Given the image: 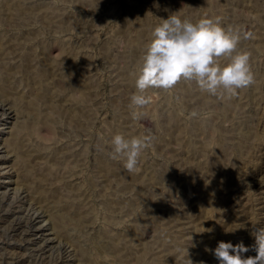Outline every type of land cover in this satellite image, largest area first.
Listing matches in <instances>:
<instances>
[{
    "label": "rangeland",
    "instance_id": "obj_1",
    "mask_svg": "<svg viewBox=\"0 0 264 264\" xmlns=\"http://www.w3.org/2000/svg\"><path fill=\"white\" fill-rule=\"evenodd\" d=\"M24 1L0 0L6 9L5 13L0 7V41L15 46L21 58L0 56V77L10 66L12 71L18 63L29 62L33 71L13 69V77L19 91L36 92L35 110L25 111L27 117L6 113L11 111L10 102L0 109V264H189L187 258L192 264H219L202 237L210 238L213 250L221 241L254 245L253 232L264 228V209L254 204L264 202V185L259 184L264 177V0ZM20 5L26 10L16 17ZM172 14L194 23L204 16H219L223 25L250 32L251 38L242 40L239 48L251 52L255 83L231 99L202 93L194 82H180L170 92L150 90L152 101L143 109L145 115L133 120L129 104L136 91L135 73L154 27ZM35 96L42 98L36 101ZM193 110L200 116L191 118ZM44 121L53 133L42 132L41 138L38 131ZM16 122L31 125L24 143L29 140L26 145L41 155L35 161L6 148ZM117 133L154 137L134 172L126 171L123 158H109L110 141ZM49 178L66 196L50 204L75 222L68 221L71 239L55 233L45 202H35L39 191L31 188L49 183ZM41 196L49 198L45 189ZM79 205L91 210L92 220L78 224L73 211ZM246 210L248 221L239 220ZM36 217L30 233L13 230L19 221L29 228L27 220ZM35 227L41 229L37 234ZM82 254L90 258L86 261Z\"/></svg>",
    "mask_w": 264,
    "mask_h": 264
},
{
    "label": "clouds",
    "instance_id": "obj_2",
    "mask_svg": "<svg viewBox=\"0 0 264 264\" xmlns=\"http://www.w3.org/2000/svg\"><path fill=\"white\" fill-rule=\"evenodd\" d=\"M252 34L239 26L223 25L219 16H204L195 23L178 14L160 19L152 33L135 73L136 91L130 97L129 108L133 120L145 115L143 109L152 97L150 90L172 91L180 82H194L202 93L219 99H231L239 91L255 83L251 66V52L240 49L242 40ZM191 118L200 113L193 110ZM154 137L142 134L127 137L117 133L111 138L109 158H123L128 172L138 169L143 154L153 144ZM255 256H243L250 249L243 243L218 242L211 251L219 264H264V228L253 232ZM189 264L192 261L188 259Z\"/></svg>",
    "mask_w": 264,
    "mask_h": 264
},
{
    "label": "bare ground",
    "instance_id": "obj_3",
    "mask_svg": "<svg viewBox=\"0 0 264 264\" xmlns=\"http://www.w3.org/2000/svg\"><path fill=\"white\" fill-rule=\"evenodd\" d=\"M24 2H26V0L24 1ZM23 2V3H24ZM26 5V4H25ZM15 6H16V4H15ZM21 6V9L19 8V7H17L18 8V10L19 11H15V16L18 14V13H21V12H24L25 10H24V8L22 7L23 5H20ZM0 7L1 8H3L2 7V4H0ZM10 7H12V6H10ZM33 7V6H32ZM9 8V7H8ZM15 8V7H14ZM22 8H23V10L24 11H21L22 10ZM3 9H5V7L3 8ZM10 9H12V10H14L13 8H10ZM12 10H10V11H12ZM17 10V9H16ZM21 11V12H20ZM0 12H1V10H0ZM4 12L6 13V9L4 10ZM9 12V11H8ZM14 12V11H13ZM13 12L11 13L13 16H14V14H13ZM34 12V11H33ZM4 13V14H5ZM9 13V14H10ZM25 13V12H24ZM29 13H30V11H29ZM44 13V12H43ZM3 14V13H2ZM8 14V13H7ZM7 14H5L6 16H7ZM11 14H10V16H11ZM45 14V13H44ZM63 14V13H62ZM19 15V14H18ZM31 15V14H30ZM59 15H61V14H59ZM9 16V17H10ZM62 16V15H61ZM17 17V16H16ZM46 17V16H45ZM56 17V16H55ZM12 18H14V17H11V20H12ZM49 18V17H48ZM59 18H60V16H59ZM28 19V18H27ZM53 19V18H52ZM58 19V18H57ZM64 19V18H63ZM63 19H61V21L63 20ZM9 20V19H8ZM14 20V19H13ZM44 20V19H43ZM4 21V20H3ZM58 22H59V20H57ZM53 23V22H52ZM56 23V22H55ZM62 24V23H61ZM51 25V24H50ZM57 26V25H56ZM20 27V26H19ZM61 28V27H60ZM59 28V29H60ZM64 29V28H63ZM12 40V39H11ZM8 41V40H7ZM10 41V40H9ZM5 43H7L6 41L4 42V40H2V41H0V56H1V58H7V57H9V58H11V59H21L20 57H19V53H18V49H16V47L15 46H13L12 44H5ZM14 45H16V43L14 44ZM18 48H19V46H18ZM62 55V54H61ZM17 57H19V58H17ZM24 59V58H23ZM21 63V62H20ZM18 63L15 67H12V71H14L13 69H15L16 71H18L19 69L22 71V72H31V71H33V70H31L30 69V65H29V62H25V63ZM49 63V62H48ZM72 63H74V62H72ZM76 63V62H75ZM53 66V65H52ZM76 66V65H75ZM5 67V66H4ZM61 67V66H60ZM11 66L9 67V69H7V66H6V69L8 70V74L7 75H5V76H1L0 77V96L2 95L4 98H2L1 99V101H2V103H0V109L2 108V109H4V106H5V104H4V102L6 103L7 102V104L10 102L11 103V106H9V110L11 109V111H9V112H6V113H8V114H15V116H17L16 118H18V117H22L23 118V116H25V111H27V110H29V109H33V102H34V100H33V97H32V95L34 96V94H36V92L34 93V90H33V88H32V90H33V92H31L32 93V95L31 94H29V93H25L24 91H19L18 89H19V86H20V84L19 85H17L18 84V82H17V79L15 78V77H13V75H14V73L11 71ZM41 68V67H40ZM48 68V67H47ZM53 68V67H52ZM76 68V67H75ZM5 69V70H6ZM55 69V68H54ZM48 70V69H47ZM51 70V69H50ZM12 72V73H11ZM48 72H49V70H48ZM7 73V72H6ZM45 73L47 74V72H46V70H45ZM3 74V73H2ZM25 74V73H24ZM45 74V75H46ZM48 74H51V73H48ZM27 75V74H26ZM26 75H25V77H26ZM16 76V75H15ZM21 76H23V75H21ZM28 77V76H27ZM33 77V76H32ZM38 77V76H37ZM31 78V77H30ZM33 79H37V78H34L33 77ZM23 79L21 78V80L20 81H22ZM27 82L29 83V84H31L32 83V81H31V79H28L27 78ZM39 80V79H38ZM25 82H26V79H25ZM27 83V84H28ZM26 84V83H25ZM39 84V83H38ZM79 85V84H78ZM18 86V87H17ZM28 86V85H27ZM32 86H33V83H32ZM79 88H81V87H79ZM28 89H29V86H28ZM45 89V88H44ZM42 90V89H41ZM43 91V90H42ZM77 91H78V89H77ZM80 91V90H79ZM30 92V91H29ZM41 91H39V94H41L40 93ZM54 92V91H53ZM81 92V91H80ZM34 93V94H33ZM43 93H45V92H43ZM82 93V92H81ZM50 94V93H49ZM45 95V94H44ZM51 95V94H50ZM81 95V94H80ZM42 96V95H41ZM47 96V95H46ZM51 96H55L54 95V93H53V95H51ZM77 96V95H76ZM32 97V98H31ZM36 97V101H37V99L38 100H40L39 98H42V97H37V96H35ZM50 97V96H49ZM79 97V96H78ZM1 98V97H0ZM43 98H44V96H43ZM48 98V97H47ZM52 98V97H51ZM45 99V98H44ZM78 99V98H77ZM42 100V99H41ZM52 100H54V99H52ZM35 101V102H36ZM67 101V100H66ZM41 102V101H40ZM61 102V101H60ZM37 104V103H36ZM49 104V103H48ZM62 105V104H61ZM39 106V105H38ZM34 107H36V106H34ZM40 107V106H39ZM37 108V107H36ZM53 108V107H52ZM59 108V107H58ZM1 109V110H2ZM49 109V108H48ZM64 109H65V107H64ZM0 110V111H1ZM33 110H35V109H33ZM50 110H51V108H50ZM61 109H59V111H60ZM31 111V110H30ZM58 111V110H57ZM64 111V110H63ZM4 112H5V110H4ZM3 112V113H4ZM13 112V113H12ZM39 112V111H38ZM44 112V111H43ZM42 112V113H43ZM27 113V112H26ZM62 113V112H61ZM33 114V113H32ZM59 114V113H58ZM27 115V114H26ZM37 115V114H36ZM39 115H40V113H39ZM48 115V114H47ZM9 117V116H8ZM13 117V116H12ZM25 117H27V116H25ZM29 117V116H28ZM37 117V116H36ZM21 118V119H22ZM46 118V117H45ZM27 119V118H26ZM30 119V118H29ZM37 119V118H36ZM43 119V118H42ZM42 119H41V122H42ZM47 119V118H46ZM33 120V119H32ZM43 120H45V119H43ZM50 118H49V122H50ZM24 121V120H23ZM22 121V122H23ZM48 120H46V122H47ZM25 122V121H24ZM33 122V121H32ZM38 122V121H37ZM48 122V123H49ZM54 122V121H53ZM52 122V123H53ZM14 123V122H13ZM16 123H18V122H16ZM26 123V122H25ZM25 123H18V125H16V127L11 131V135H10V138H9V140H7L8 142L6 143V145L8 146H6V148L10 151V150H12V151H16V152H23L25 155L27 154L28 155V157L30 156V158H28V159H32L33 161H35L36 159H38V158H40L41 157V155H39V154H37V153H33L32 152V146H27L26 144L28 143V141H27V143H24V140H27V135H26V133H27V131H28V129H30L29 127L31 126L30 124H25ZM34 123V122H33ZM48 123H46L45 124V121H44V124H42V126L39 128V133H53V131H51V132H49V127L51 126L50 124H48ZM38 124H39V122H38ZM38 124H35V125H33V128H36V127H34V126H37ZM28 125H30V126H28ZM41 125V124H40ZM50 125V126H49ZM33 128H31L32 130H33ZM36 130V129H35ZM34 130V131H35ZM30 133V132H29ZM33 133L34 132H32V135H33ZM39 134V135H42L41 136V138H43V137H45V135L44 134ZM28 134V133H27ZM35 134H36V132H35ZM34 134V135H35ZM49 136H50V134H49ZM26 137V138H25ZM51 137H52V135H51ZM51 137H49V139H52ZM34 138V137H33ZM38 138V137H37ZM40 138V139H41ZM48 138V137H47ZM8 139V138H7ZM44 139H46V138H44ZM35 141V140H34ZM30 142V141H29ZM45 145V144H44ZM41 146H43V145H41ZM48 146H50V145H48ZM31 147V148H30ZM60 147H61V145H60ZM42 149H43V147H42ZM46 149V148H45ZM74 149V148H73ZM41 150V149H40ZM33 151H35V150H33ZM70 151V150H69ZM35 152H37V150L35 151ZM62 152V151H61ZM38 153H40V152H38ZM60 153V152H59ZM65 153V152H64ZM75 153V152H74ZM73 153V154H74ZM15 154V153H14ZM17 154V153H16ZM19 154V153H18ZM63 154V153H62ZM69 154V153H68ZM67 154V155H68ZM59 155V154H58ZM60 155H61V153H60ZM63 155H65V154H63ZM62 155V156H63ZM77 155V154H76ZM79 155V154H78ZM44 156V155H43ZM49 156V155H48ZM56 156V155H55ZM54 156V157H55ZM66 156V155H65ZM57 157V156H56ZM55 157V158H56ZM61 157V156H60ZM75 157H77V156H75ZM239 157V156H238ZM17 158V157H16ZM26 159V158H25ZM42 159V158H41ZM41 159H40V161H41ZM45 159V158H44ZM52 159H54V158H52ZM58 159H60L59 157H57V160ZM61 159H64L63 157L61 158ZM55 160V159H54ZM74 160V159H73ZM80 160V159H79ZM43 161V160H42ZM61 161V160H60ZM59 161V162H60ZM67 161V160H66ZM69 161V160H68ZM241 161V160H240ZM23 162V161H22ZM26 162V161H25ZM30 162H32V161H30ZM56 162V161H55ZM245 162V161H244ZM24 163V162H23ZM28 163V162H27ZM246 163V162H245ZM61 165V164H60ZM64 165V164H63ZM68 165V164H67ZM36 166V165H35ZM69 169V168H68ZM100 169V168H99ZM110 169V168H109ZM121 169V168H120ZM21 170V169H20ZM34 170V169H33ZM123 170V169H122ZM16 171V170H15ZM62 171V170H61ZM127 171V170H126ZM15 173V172H14ZM95 173V172H94ZM124 173H126V172H124ZM129 173V172H128ZM97 174V173H96ZM118 174V173H117ZM62 175V174H61ZM114 175H116V174H114ZM37 176V175H36ZM64 176V175H63ZM62 176V177H63ZM126 176H128V175H126ZM138 176V175H137ZM261 176V175H260ZM68 177V176H67ZM115 177V176H114ZM117 177V176H116ZM124 177V176H123ZM131 177H132V175H131ZM55 178V177H54ZM60 178H61V176H60ZM128 178V177H127ZM126 178V179H127ZM57 179V178H56ZM58 179H59V176H58ZM57 179V181L59 182V180ZM64 180L66 179V177H64L63 178ZM62 179V180H63ZM122 179V178H121ZM134 179V178H133ZM48 180H50L49 181V183H45V184H49V185H43V186H37V184H35L37 187L36 188H31V189H33V190H35V189H37L36 191L38 192V195H37V197H36V200H35V202H45V206H47L45 209L48 211V216H49V218H51L52 220V224H54V226H55V228H56V230H55V233L56 232H58L59 234H61V235H63V237L64 236H68V237H70L69 236V230H68V228L69 227H71L75 222H72L71 221V218L69 219L70 221H71V223H72V225H70L69 226V224H71L70 222H68L67 221V219H65V217L67 216H63L64 214H62V213H60V212H58V209H57V207L56 206H54L53 207V205L52 204H50V202H53V201H64V198L66 197L65 196V194L64 193H62L61 191H60V189H59V187H58V185H57V182H55V181H53L51 178H49ZM47 179H46V181H48ZM62 180H60V181H62ZM128 180V179H127ZM126 180V181H127ZM142 180V179H141ZM43 181V183L45 182V180H42ZM41 181V182H42ZM67 181V180H66ZM122 181V180H121ZM144 181V180H143ZM24 182V181H23ZM22 182V183H23ZM27 182V181H26ZM65 182V181H64ZM68 182H69V180H68ZM67 182V184H69ZM130 182V181H129ZM128 182V183H129ZM137 182H139V181H137ZM34 183V182H33ZM125 183V182H124ZM142 183V182H141ZM140 183V184H141ZM150 183V182H149ZM226 183V182H225ZM73 184V183H72ZM148 184V183H147ZM151 184V183H150ZM258 184V183H257ZM261 186H263L264 185V177H263V179L261 178L260 179V183H259ZM22 185V184H21ZM124 185V184H123ZM137 185H139V184H137ZM212 185V184H211ZM221 185V184H220ZM259 185V186H260ZM20 186V185H19ZM26 186V185H25ZM66 186V185H65ZM69 186V185H68ZM71 186V185H70ZM125 186V185H124ZM33 187H35V186H33ZM39 187H42V188H44L47 192H48V196H49V198H43L41 195H42V193H43V191H44V189H41V190H39ZM210 187V186H209ZM26 188V187H25ZM72 188V186L70 187V189ZM208 188V187H207ZM30 189V188H29ZM142 189V188H141ZM152 189V188H151ZM73 190V189H72ZM143 190V189H142ZM147 190H148V188H147ZM158 190V189H157ZM64 191V190H63ZM75 191V190H74ZM153 191V190H152ZM139 192H140V190H139ZM17 193V192H16ZM29 193V192H28ZM73 193V192H72ZM79 193V192H78ZM77 193V194H78ZM144 193V192H143ZM159 193V192H158ZM83 194V193H82ZM152 194V193H151ZM160 194V193H159ZM138 195V194H137ZM65 196V197H64ZM68 196V195H67ZM71 196V195H70ZM79 197H80V194L78 195ZM87 196V195H86ZM110 196V195H109ZM145 196V195H144ZM262 196V195H261ZM35 196L33 195V197L32 198H34ZM69 197V196H68ZM77 197V196H76ZM79 197H77V198H79ZM239 197H240V195H239ZM257 197V196H256ZM71 198V197H70ZM89 198V197H88ZM108 198V197H107ZM140 198H142V197H140ZM49 199H51V200H49ZM118 199V198H117ZM158 199V198H157ZM209 199V198H208ZM1 200V199H0ZM4 200V199H3ZM32 200V199H31ZM121 200V199H120ZM142 200V199H141ZM161 200V199H160ZM66 201V200H65ZM110 201H112V200H110ZM243 201V200H242ZM34 202V201H33ZM66 202H68V200L66 201ZM74 202V201H73ZM81 202V201H80ZM121 202V201H120ZM70 203H72V202H70ZM77 203V202H76ZM183 203V202H182ZM235 203V202H234ZM254 203V202H253ZM41 204H43V203H41ZM61 204V203H60ZM63 204V203H62ZM60 205L61 207L60 208H63V210H64V207H63V205ZM73 204V203H72ZM72 204H71V206H72ZM88 204V203H87ZM86 204V205H87ZM116 204V203H115ZM184 204V203H183ZM187 204V203H186ZM244 204V203H243ZM248 204V203H247ZM255 205H256V207L258 208V209H261V210H263L264 209V202L263 201H260V202H257V203H254ZM253 204V205H254ZM263 204V205H262ZM65 205V204H64ZM77 205V204H76ZM233 205V204H232ZM37 206V205H36ZM44 206V207H45ZM75 206V205H74ZM79 206H81V208L80 207H78V206H76V208H75V210L74 209H72L70 206V209H72V210H74L73 211V215H74V217H75V220H77L78 221V224H81V223H84V222H88L89 220H92L91 219V216L90 215H92V214H90V211L91 210H89L88 208H86L85 210L84 209H82L83 207H86L85 205L82 207V205H79ZM114 206V205H113ZM121 206H122V204H121ZM67 207V206H66ZM73 207V206H72ZM238 207V206H237ZM247 207V206H246ZM251 207V206H250ZM255 207V208H256ZM1 208V207H0ZM198 208V207H197ZM244 208V207H243ZM252 208V207H251ZM67 209H68V207H67ZM111 209V208H110ZM112 209H114V207L112 208ZM191 209V208H190ZM242 209V208H241ZM66 210V209H65ZM69 210V209H68ZM183 210H184V208H183ZM254 210V209H253ZM84 211H88L89 213V215L86 213V212H84ZM181 211V210H180ZM189 211V210H188ZM239 211V210H238ZM242 211H245V209H243ZM256 211V210H255ZM254 211V212H255ZM3 212V211H2ZM152 212V211H151ZM182 212H184V211H182ZM235 212V211H234ZM237 212V211H236ZM252 212V211H251ZM46 213V212H45ZM190 213V212H189ZM246 213H247V210H246V212H243L242 214H240V215H238V218L240 217V216H243L241 219H239V220H245L246 219V217H248L247 215H246ZM67 214V213H66ZM179 214V213H178ZM186 214V213H185ZM185 214H184V216H185ZM260 214V213H259ZM143 215V214H142ZM244 215H246V217H244ZM39 216V215H38ZM37 216V217H38ZM72 216V215H71ZM188 216V215H187ZM37 217L36 218H34V219H32V218H29L28 220H27V222H29V228H27V229H25L26 227L25 226H27V225H25L26 223L24 222V221H19V222H15V223H17V224H15V225H13L12 226V228H13V230L14 231H19V230H21V232L22 231H24V233L26 234V233H30V231H32V227H33V230H34V221L37 219ZM68 217V216H67ZM66 217V218H67ZM145 217V216H144ZM237 217V216H236ZM172 218V217H171ZM182 218V217H181ZM235 218V217H234ZM109 219V218H108ZM152 219V218H151ZM160 219V218H159ZM170 219V218H169ZM185 219V218H184ZM231 219V218H230ZM39 220V219H38ZM94 220V219H93ZM111 220V219H110ZM141 220V219H140ZM149 220V219H148ZM174 220V219H173ZM192 220V219H191ZM200 220V219H199ZM235 220H236V218H235ZM137 221V220H136ZM150 221V220H149ZM161 221H162V219H161ZM169 221V220H168ZM180 221V220H179ZM193 221V220H192ZM238 221V220H237ZM246 222L248 221V220H245ZM250 221V220H249ZM251 221H252V218H251ZM135 222V221H134ZM189 222V221H188ZM235 222V221H234ZM255 222V221H254ZM33 223V224H32ZM90 223H91V221H90ZM144 223V222H143ZM153 223V222H152ZM164 223V222H163ZM173 223V222H172ZM171 223V224H172ZM187 223V222H186ZM77 224V225H78ZM102 224H104V223H102ZM146 224V223H145ZM168 224H170V222H168ZM167 224V225H168ZM190 224V223H189ZM197 224V223H196ZM232 224V223H231ZM235 224H237V223H235ZM238 224H241V223H238ZM40 225V224H39ZM83 225H86V224H83ZM88 225V224H87ZM165 225V224H164ZM230 225V224H229ZM38 226V225H37ZM53 226V227H54ZM76 226V225H75ZM79 226V225H78ZM78 226H76V227H78ZM117 226V225H116ZM161 226H163V225H161ZM172 226V225H171ZM182 226V225H181ZM184 226V225H183ZM194 226V225H193ZM237 226V225H236ZM240 226V225H239ZM238 226V227H239ZM261 226V225H260ZM74 227V226H73ZM72 227V228H73ZM76 227H74V228H76ZM81 227V226H80ZM85 227V226H84ZM164 227V226H163ZM179 227V226H178ZM178 227H177V229H178ZM198 227V226H197ZM11 228V229H12ZM175 228V227H174ZM237 228V227H236ZM243 228V227H242ZM54 229V228H53ZM70 229V228H69ZM93 229V228H92ZM135 229V228H134ZM133 229V230H134ZM159 229V228H158ZM171 229V228H170ZM182 229V228H181ZM35 230H37V232L35 233V234H37V233H39L40 231H41V229H39V228H36L35 227ZM90 230V229H89ZM103 230V229H102ZM130 230V229H129ZM169 230V229H168ZM191 230V229H190ZM195 230V229H194ZM111 231V230H110ZM164 231V230H163ZM197 231H199V230H197ZM244 231V230H243ZM79 232V231H78ZM88 232V231H87ZM97 232V231H96ZM130 232V231H129ZM16 233V232H15ZM113 233V232H112ZM117 233V232H116ZM160 233V232H159ZM179 233V232H178ZM177 233V234H178ZM194 233V232H193ZM133 234H135V233H133ZM138 234V233H137ZM167 234H168V231H167ZM167 234L165 235V237H167ZM172 234V233H171ZM176 234V233H175ZM205 234V233H204ZM204 234L202 235V236H204ZM86 235H87V233H86ZM112 235V234H111ZM115 235V234H114ZM119 235V234H118ZM163 235V234H162ZM181 235V234H180ZM184 235V234H183ZM198 235V234H197ZM200 235V234H199ZM27 236V235H26ZM57 236H58V234H57ZM78 236V235H77ZM82 236V235H81ZM131 236V234L129 233V235L127 236V237H130ZM133 236V235H132ZM168 236H169V234H168ZM174 236V235H173ZM173 236H172V238H173ZM177 236V235H176ZM228 236V235H227ZM242 236V235H241ZM59 237V236H58ZM101 237V236H100ZM121 237H122V235H121ZM135 237V236H134ZM171 237V236H170ZM169 237V238H170ZM180 237V236H179ZM183 237H185V236H183ZM187 237V236H186ZM200 237V236H199ZM60 238V237H59ZM86 238V237H85ZM105 238V237H104ZM188 238V237H187ZM20 239V238H19ZM55 239V238H54ZM64 239H66V238H64ZM68 239V238H67ZM70 239H71V237H70ZM118 239V238H117ZM127 239V238H126ZM125 239V240H126ZM162 239H164V238H162ZM190 239V238H189ZM52 240V239H51ZM75 240V239H74ZM111 240V239H110ZM109 240V241H110ZM182 240V239H181ZM180 240V241H181ZM1 241V240H0ZM54 241V240H53ZM68 241V240H67ZM166 241H167V239H166ZM172 241H174V240H172ZM175 241H176V239H175ZM196 241V240H195ZM200 241V239L198 240V242ZM250 241V240H249ZM69 242V241H68ZM156 242H157V239H156ZM170 242H171V239H170ZM170 242H169V244H170ZM186 242V241H185ZM188 242V241H187ZM186 242V243H187ZM201 242H203V245H205V248L206 249H209V247H210V249H211V246H210V242H211V240H210V238H206V236H204V237H202V241ZM85 243V242H84ZM129 243V242H128ZM158 243V242H157ZM162 243V242H161ZM175 243V242H174ZM176 243H178V242H176ZM200 243V242H199ZM247 243H249V242H247ZM252 243V242H251ZM80 244V243H79ZM171 244H172V242H171ZM183 244V243H182ZM54 245V244H53ZM57 245V244H56ZM142 245H144V243L142 244ZM146 245V244H145ZM152 245V244H151ZM150 245V246H151ZM160 245V244H159ZM166 245H167V243H166ZM177 245V244H176ZM175 245V246H176ZM180 245V244H179ZM191 245V244H190ZM193 245V244H192ZM235 245V244H234ZM88 246V245H87ZM102 246H104V245H102ZM139 246V245H138ZM137 246V247H138ZM173 246V245H172ZM185 246V245H184ZM251 246H253V245H250V247ZM72 247H73V245H72ZM140 247V246H139ZM143 247V246H142ZM147 247V246H146ZM171 247V246H170ZM249 247V248H250ZM55 248V247H54ZM81 248V247H80ZM104 248H105V246H104ZM148 248V247H147ZM167 248V247H166ZM176 248V247H175ZM195 248V247H194ZM199 249H201L200 248V246L198 247ZM82 249V248H81ZM150 249V248H149ZM159 249V248H158ZM157 249V250H158ZM165 249V248H164ZM183 249V248H182ZM197 249V248H196ZM195 249V250H196ZM203 249V248H202ZM115 250V249H114ZM172 250H174L173 248H172ZM63 251V250H62ZM89 251V250H88ZM108 251H110V250H108ZM170 251V250H169ZM182 251V250H181ZM184 251V250H183ZM192 251V250H191ZM203 251V250H202ZM75 252V251H74ZM79 252V251H78ZM83 252V251H82ZM93 252H95L94 250H93ZM167 252H168V250H167ZM171 252H173V251H171ZM170 252V253H171ZM198 252V251H197ZM208 252V254H210L209 253V251H207ZM88 253H90V252H88ZM117 253V252H116ZM162 253V252H161ZM192 253V252H191ZM195 253V252H194ZM112 254V253H111ZM122 254H123V252H122ZM182 254H183V252H182ZM200 254V253H199ZM251 254H252V250L250 249L248 252H246L243 256H245V257H247V256H251ZM254 254V253H253ZM82 255H85V254H82ZM82 255H80L81 257L80 258H85V260L86 259H89L90 257H89V255H88V257L85 255V256H83L82 257ZM113 255V254H112ZM117 255V254H116ZM153 255V254H152ZM163 255V254H162ZM173 255H175V254H173ZM201 255V254H200ZM44 256V255H43ZM94 256V255H93ZM146 256V255H145ZM167 256V255H166ZM169 256V255H168ZM209 256V255H208ZM170 257H171V255H170ZM169 257V258H170ZM79 258V257H78ZM149 258V257H148ZM172 258V257H171ZM170 258V259H171ZM179 258H181V257H179ZM213 258V257H212ZM131 259V258H130ZM139 259V258H138ZM173 259V258H172ZM23 260V259H22ZM41 260V259H40ZM142 260V259H141ZM146 260H147V258H146ZM167 260V259H166ZM169 260V259H168ZM183 260V259H182ZM78 261H79V259H78ZM87 261V260H86ZM132 261V260H131ZM214 261V260H213ZM218 261V260H217ZM127 262V261H126ZM155 262V261H154ZM157 262V261H156ZM164 262V261H163ZM167 262V261H166ZM181 262V261H180ZM44 263V262H43ZM123 263V262H122ZM125 263V262H124ZM147 263V262H146ZM169 263V262H168ZM197 263V262H196ZM141 264V263H140ZM150 264V263H149ZM161 264V263H160ZM176 264V263H175Z\"/></svg>",
    "mask_w": 264,
    "mask_h": 264
}]
</instances>
